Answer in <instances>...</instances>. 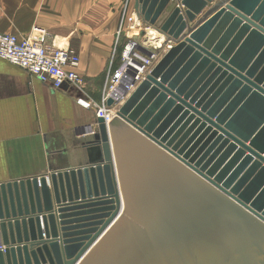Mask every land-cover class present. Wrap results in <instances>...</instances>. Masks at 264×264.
Masks as SVG:
<instances>
[{
    "label": "water",
    "instance_id": "1",
    "mask_svg": "<svg viewBox=\"0 0 264 264\" xmlns=\"http://www.w3.org/2000/svg\"><path fill=\"white\" fill-rule=\"evenodd\" d=\"M170 4L135 0L174 44L87 163L0 182V264H264V0Z\"/></svg>",
    "mask_w": 264,
    "mask_h": 264
},
{
    "label": "crops",
    "instance_id": "2",
    "mask_svg": "<svg viewBox=\"0 0 264 264\" xmlns=\"http://www.w3.org/2000/svg\"><path fill=\"white\" fill-rule=\"evenodd\" d=\"M134 5L135 0H0L1 32L22 37L36 26L45 29L80 54L79 72L86 80L85 86L53 89L0 57V182L87 163L91 136L81 134L82 128L96 127L98 120L77 99L100 100L115 34L126 30ZM100 14L105 21L98 22ZM147 30L154 41L164 38Z\"/></svg>",
    "mask_w": 264,
    "mask_h": 264
},
{
    "label": "built area",
    "instance_id": "3",
    "mask_svg": "<svg viewBox=\"0 0 264 264\" xmlns=\"http://www.w3.org/2000/svg\"><path fill=\"white\" fill-rule=\"evenodd\" d=\"M182 1L171 0V4H173V8L179 7L183 13L186 7ZM133 14L131 16L132 23L138 17L137 14ZM142 24L144 23L142 22ZM139 26L140 28L133 34L135 36L127 34L128 41L122 50L120 63L114 69L113 66L109 69L100 100L77 99L79 105L92 109L97 120L103 118L106 124L118 116L124 102L164 55L159 53L157 48L147 47L143 44L141 41L144 35H141L142 25ZM129 28L134 29L132 24L129 25ZM122 30L123 28L119 34ZM165 43L164 52H167L174 43L171 41H165ZM142 47L150 49L152 53L147 54L142 50ZM0 57L23 68L53 89H59L66 83L86 85L85 77L79 72L80 54L70 45L56 41L45 29L40 27L39 29L33 28L31 32L22 37L0 31ZM110 99L113 100L112 104L108 103ZM97 130L98 122L96 127H83L81 134L93 135Z\"/></svg>",
    "mask_w": 264,
    "mask_h": 264
},
{
    "label": "rangeland",
    "instance_id": "4",
    "mask_svg": "<svg viewBox=\"0 0 264 264\" xmlns=\"http://www.w3.org/2000/svg\"><path fill=\"white\" fill-rule=\"evenodd\" d=\"M125 8L127 9H129V5H128V3H125ZM107 9V8H106ZM110 9V8H109ZM134 9V8H133ZM133 9H131V11L129 12L130 14V16H128V25L127 26H125V28L124 29H126V30H122V32H121V34H119V32H120V30H121V28L122 27H120V29H118V31L116 32V34H115V40H114V44H113V50H112V54H111V57H110V59H109V61H108V63H107V65H106V68H105V71H104V78H103V80H104V83H103V85L105 86V83H106V77H107V75H108V71H109V69L113 66V69L120 63V59H121V53H122V50H123V48H124V46H125V44H126V42L128 41V39H127V34H128V36H132L136 31H137V29H139L140 28V26L139 25H142V28L143 29H141V30H144V29H146V28H148L149 26L147 25V24H142V21L141 20H139L138 19V17L136 18V19H134V21H133V23H132V27L134 28V29H131V28H129V20H131V16H132V14L133 13H135V9L133 10ZM106 14H107V12H106ZM136 14V13H135ZM135 14H133V15H135ZM125 14H124V11L122 10V12H121V15H120V19H123L124 20V18H125V16H124ZM103 21H105V16H104V14H100V15H98V22H103ZM140 21H141V24H140ZM146 27V28H145ZM131 32H133L132 34H130ZM133 36H135V35H133ZM146 35L144 34L143 36H142V39H141V41L143 42V44L145 45V46H147V47H151L150 45H152V43L151 42H149L148 41V39L145 37ZM136 38H139V37H136ZM150 43V44H149ZM166 44V43H165ZM165 44L161 47V48H157V51L159 52V53H162V54H165V50H164V48H165ZM104 86H103V88H104ZM103 90V89H102Z\"/></svg>",
    "mask_w": 264,
    "mask_h": 264
},
{
    "label": "bare ground",
    "instance_id": "5",
    "mask_svg": "<svg viewBox=\"0 0 264 264\" xmlns=\"http://www.w3.org/2000/svg\"><path fill=\"white\" fill-rule=\"evenodd\" d=\"M173 10V4H170L168 7H167V9L165 10V12H164V14H163V16L161 17V19H160V21H159V24L161 23V22H163V20L170 14V12ZM136 13V12H135ZM35 28H37V29H39V27H34V29ZM41 28V27H40ZM148 28H151V29H154L155 31H157V32H159L164 38L160 41V40H157V41H154V40H152V38L150 37V36H148V33H147V29ZM148 28H146V29H144V30H141V31H143L144 32V34L146 35L145 37L148 39V41L149 42H151L152 43V45H150V46H152V47H154V48H161L164 44H165V35L163 34V33H161L159 30H157L156 28H154V27H148ZM143 29V28H142ZM135 34V33H134ZM150 44V43H149Z\"/></svg>",
    "mask_w": 264,
    "mask_h": 264
}]
</instances>
